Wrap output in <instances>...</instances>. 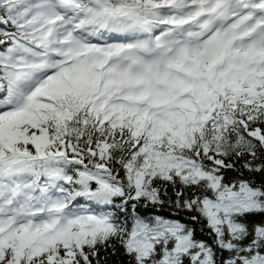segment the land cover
I'll list each match as a JSON object with an SVG mask.
<instances>
[{
    "label": "snow or ice",
    "instance_id": "6c2138e0",
    "mask_svg": "<svg viewBox=\"0 0 264 264\" xmlns=\"http://www.w3.org/2000/svg\"><path fill=\"white\" fill-rule=\"evenodd\" d=\"M0 264H264V0H0Z\"/></svg>",
    "mask_w": 264,
    "mask_h": 264
}]
</instances>
